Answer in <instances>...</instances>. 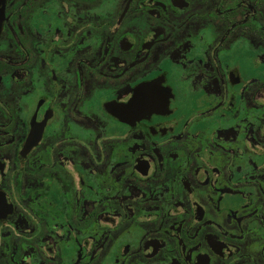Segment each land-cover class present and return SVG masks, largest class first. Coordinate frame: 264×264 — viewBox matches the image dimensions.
I'll return each instance as SVG.
<instances>
[{
	"label": "flooded vegetation",
	"instance_id": "flooded-vegetation-1",
	"mask_svg": "<svg viewBox=\"0 0 264 264\" xmlns=\"http://www.w3.org/2000/svg\"><path fill=\"white\" fill-rule=\"evenodd\" d=\"M0 264H264V0H0Z\"/></svg>",
	"mask_w": 264,
	"mask_h": 264
}]
</instances>
